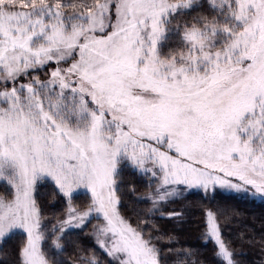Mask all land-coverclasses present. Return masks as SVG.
<instances>
[{
  "label": "snow or ice",
  "instance_id": "obj_1",
  "mask_svg": "<svg viewBox=\"0 0 264 264\" xmlns=\"http://www.w3.org/2000/svg\"><path fill=\"white\" fill-rule=\"evenodd\" d=\"M193 190L264 200V0H0L3 264H205L162 247ZM240 215L214 264H264Z\"/></svg>",
  "mask_w": 264,
  "mask_h": 264
},
{
  "label": "trees",
  "instance_id": "obj_2",
  "mask_svg": "<svg viewBox=\"0 0 264 264\" xmlns=\"http://www.w3.org/2000/svg\"><path fill=\"white\" fill-rule=\"evenodd\" d=\"M196 196V192L193 190L186 200L168 205L170 210L182 211L183 220L182 222L166 219L159 221L163 231L175 237L172 244L165 243L162 247L192 249L196 253L195 259L202 260L205 264H214L213 245L211 242L206 241L202 235V210L204 207L196 202ZM210 204L226 210L235 209L241 213L240 216H234L228 222L227 227L224 229L226 236L235 239L241 233H244L246 238L254 236L259 241L261 234H264V200L251 196L228 194L218 201L217 204H213V202H210ZM237 246H239L238 241ZM244 253V259L247 264H258L261 259L258 245L256 247L245 246ZM184 258L182 255L180 257L171 256L169 260ZM0 264H3L2 259H0Z\"/></svg>",
  "mask_w": 264,
  "mask_h": 264
},
{
  "label": "rangeland",
  "instance_id": "obj_3",
  "mask_svg": "<svg viewBox=\"0 0 264 264\" xmlns=\"http://www.w3.org/2000/svg\"><path fill=\"white\" fill-rule=\"evenodd\" d=\"M165 50H167V46L165 47ZM194 191H195V190H194ZM195 192H196V191H195ZM228 194H229V193H226V192H223V191H222V192L220 193V195L216 198V200H215V201H212L213 204H217L218 201H220L224 196H226V195H228ZM196 195H197V196L195 197V200H196L197 203L202 204L203 207L209 205V203H210L209 200H207V199H201V195L198 194L197 192H196ZM256 198H259V197H256Z\"/></svg>",
  "mask_w": 264,
  "mask_h": 264
}]
</instances>
